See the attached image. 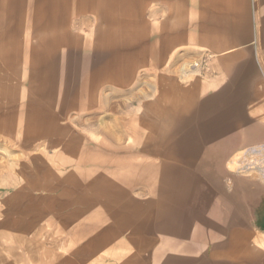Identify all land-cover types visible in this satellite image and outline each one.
I'll return each mask as SVG.
<instances>
[{
	"label": "crops",
	"instance_id": "crops-1",
	"mask_svg": "<svg viewBox=\"0 0 264 264\" xmlns=\"http://www.w3.org/2000/svg\"><path fill=\"white\" fill-rule=\"evenodd\" d=\"M61 8L70 9L63 21ZM74 12L95 15L102 42L52 43L50 54L35 43L18 47L16 69L27 64L34 76L47 64L65 70L58 107L82 121L96 113L101 146L130 161L133 184L137 177L150 191L159 184L163 195L171 192L166 199L177 200L189 224L182 245L231 263L233 182L247 185L249 154L264 151V0H0V24L71 23ZM203 55L210 58L196 69L207 73L178 74L183 61ZM255 258L240 260L264 264V252Z\"/></svg>",
	"mask_w": 264,
	"mask_h": 264
},
{
	"label": "rangeland",
	"instance_id": "rangeland-1",
	"mask_svg": "<svg viewBox=\"0 0 264 264\" xmlns=\"http://www.w3.org/2000/svg\"><path fill=\"white\" fill-rule=\"evenodd\" d=\"M56 10L62 21L70 12ZM110 10L112 15L122 9ZM72 14L71 23L0 24V264H225L224 258L213 261L206 247L182 245L189 224L178 215L177 200L166 199L171 192L163 195L159 184H151L156 191L138 184V177L133 184L130 161L101 146L106 137L98 136L96 113L82 121L80 113L58 107L67 90L65 70L52 65L49 71L47 64L34 76L27 64L16 69L18 47L35 43L50 54L52 43L59 47L85 37L94 47L102 42L94 14ZM200 58L183 61L178 74L207 73L196 67L210 57ZM260 74L264 81V71ZM247 162V185L233 182L229 264H250L240 258L256 260L264 252V151L251 152ZM230 169L235 175V161ZM195 170L209 174L212 169ZM170 187L175 191L177 185ZM251 240L259 243L253 255L244 251Z\"/></svg>",
	"mask_w": 264,
	"mask_h": 264
},
{
	"label": "bare ground",
	"instance_id": "bare-ground-1",
	"mask_svg": "<svg viewBox=\"0 0 264 264\" xmlns=\"http://www.w3.org/2000/svg\"><path fill=\"white\" fill-rule=\"evenodd\" d=\"M247 243V242H246ZM258 242L255 241V240H251V241H248L247 244H245V248H244V251L248 254H255L256 252V249H257V246H258ZM262 247V246H261Z\"/></svg>",
	"mask_w": 264,
	"mask_h": 264
}]
</instances>
